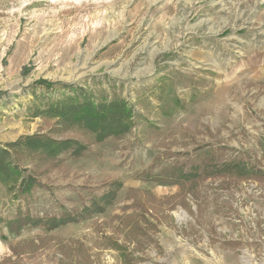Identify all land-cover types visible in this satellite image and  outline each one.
<instances>
[{"label":"rangeland","instance_id":"obj_1","mask_svg":"<svg viewBox=\"0 0 264 264\" xmlns=\"http://www.w3.org/2000/svg\"><path fill=\"white\" fill-rule=\"evenodd\" d=\"M64 84L126 98L135 126L94 143L34 116ZM36 132L91 153L25 152L43 185L0 183V264H264V0H0V144ZM206 159L252 170L156 179ZM114 180L117 202L93 218L7 226L72 213Z\"/></svg>","mask_w":264,"mask_h":264},{"label":"trees","instance_id":"obj_2","mask_svg":"<svg viewBox=\"0 0 264 264\" xmlns=\"http://www.w3.org/2000/svg\"><path fill=\"white\" fill-rule=\"evenodd\" d=\"M43 84L52 86V83L43 81ZM66 91L55 99L43 100L41 105L34 109V116L53 117L56 124L62 128L81 127L92 136L94 143H102L109 138H122L136 124V111L126 98L121 96L97 97L95 93L83 86L64 84ZM69 90V91H67ZM91 142L75 137H58L45 132H36L23 135L16 141L0 144V183L16 182L15 186L20 195H29L43 183L34 172L29 170L24 161L25 152L39 153L48 160L58 161L64 157L73 159L88 156L91 153ZM252 169L245 162L238 159L224 161L221 165L211 159L195 164L187 173L182 169L167 171L163 179L173 180L177 173L180 180L198 176L199 172L207 174L238 173L245 175ZM151 180L150 177H145ZM123 183L114 180L101 194L92 196L82 208L72 213L55 215H37L32 213L21 214L7 221V226L40 227L47 230L57 229L68 223H77L104 213L117 200Z\"/></svg>","mask_w":264,"mask_h":264}]
</instances>
